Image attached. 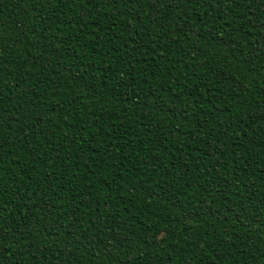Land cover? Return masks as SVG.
<instances>
[{
  "label": "trees",
  "instance_id": "16d2710c",
  "mask_svg": "<svg viewBox=\"0 0 264 264\" xmlns=\"http://www.w3.org/2000/svg\"><path fill=\"white\" fill-rule=\"evenodd\" d=\"M0 264H264V0H0Z\"/></svg>",
  "mask_w": 264,
  "mask_h": 264
},
{
  "label": "snow or ice",
  "instance_id": "6c2138e0",
  "mask_svg": "<svg viewBox=\"0 0 264 264\" xmlns=\"http://www.w3.org/2000/svg\"><path fill=\"white\" fill-rule=\"evenodd\" d=\"M129 2L131 3V6L133 8V10L136 8V6L138 4H145L149 7H155L156 4H158L160 2V0H129Z\"/></svg>",
  "mask_w": 264,
  "mask_h": 264
}]
</instances>
